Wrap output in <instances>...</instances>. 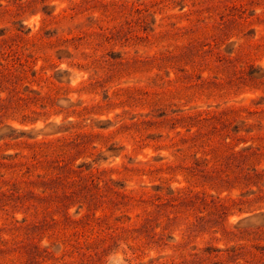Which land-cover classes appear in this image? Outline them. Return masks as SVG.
<instances>
[{
  "label": "rangeland",
  "instance_id": "obj_1",
  "mask_svg": "<svg viewBox=\"0 0 264 264\" xmlns=\"http://www.w3.org/2000/svg\"><path fill=\"white\" fill-rule=\"evenodd\" d=\"M0 264H264V0H0Z\"/></svg>",
  "mask_w": 264,
  "mask_h": 264
}]
</instances>
